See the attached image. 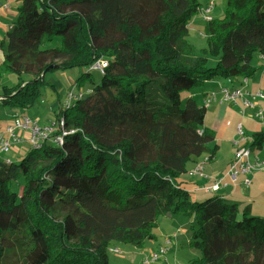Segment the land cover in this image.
Returning <instances> with one entry per match:
<instances>
[{
  "label": "trees",
  "instance_id": "1",
  "mask_svg": "<svg viewBox=\"0 0 264 264\" xmlns=\"http://www.w3.org/2000/svg\"><path fill=\"white\" fill-rule=\"evenodd\" d=\"M226 1L223 19L206 22L199 55L188 40L198 0H19L4 71L32 82L5 87L8 106L34 107L37 84L55 69L105 66L87 92L79 83L70 91L55 137L17 163L0 159V264H110L113 243L155 240L162 215L193 218L201 257L190 264H264V216L212 184L193 202L181 181L194 159L216 154L208 103L191 93L251 78L264 59V0ZM251 146H264V132Z\"/></svg>",
  "mask_w": 264,
  "mask_h": 264
},
{
  "label": "rangeland",
  "instance_id": "2",
  "mask_svg": "<svg viewBox=\"0 0 264 264\" xmlns=\"http://www.w3.org/2000/svg\"><path fill=\"white\" fill-rule=\"evenodd\" d=\"M198 1L200 3V11L192 19L188 40L195 46L197 53L202 55V52L208 49L207 39L204 35L206 22L208 20L223 19L227 9V1ZM212 2H214L215 6L213 10L208 13V6ZM18 7V0H9V2L0 0V139L3 140L5 144H9L10 141L7 140H10V135L12 136V134H14L16 138L13 141L14 144L13 147L10 148L9 153L0 154V159H10L15 163L19 162L30 151L32 146L29 141L32 129L29 128L25 130L28 128V125L22 124L20 120L29 119L38 126L40 124L39 128L43 129L47 135L46 139L41 140V144H43L45 141L52 139V135L49 138L52 132L47 129L55 124L57 115L60 113L61 109L64 108L66 98L75 84H81L78 91L84 93L92 88L93 83L97 84L101 80V73L92 68L75 67L66 70L55 69L46 74V84L35 83L39 88V93L38 98L35 99L37 103L34 107L22 109L21 107L16 108L12 105L8 106V104L4 102V99L10 96L5 98V87L14 88L21 84L22 81H25V83L32 82L31 78L25 74L19 76L4 71L3 62L7 46V44L4 43V38L8 30V22L11 21V17L17 12ZM10 9L12 15L9 14ZM3 12L9 15L4 16ZM11 28L12 25L9 30ZM207 58L210 67L217 66V58L210 55H208ZM88 72H91L90 75H84ZM42 76L44 77L45 75ZM186 94L188 93H183L181 97L183 107H185L187 100ZM59 125L63 128V121H60ZM54 130L57 132L58 127H54ZM56 134L57 133L53 134L54 137ZM57 138L58 136L55 138L56 141L58 140ZM18 150L19 152H17ZM207 159L208 158H206L205 163ZM194 171L196 172L193 173ZM187 174L189 176L192 174L190 177H205L207 176V171H205L203 164H199ZM185 178L186 176H183L181 181ZM217 185H219L221 189L222 179L212 182V186L215 188L213 192L217 193L220 190L216 188ZM207 188L210 191L212 187ZM209 191H206V193L209 194ZM192 201L195 202V199L192 198ZM193 221V218L188 215H178L176 217L175 215L160 216L154 231L156 236L155 240L147 241L143 249H137L127 244L113 243L109 249L110 264H190L192 261L201 257L200 251L193 249L190 245L192 240V228L190 223ZM114 251H118L119 253L116 254ZM15 264H21V262L18 263L15 260Z\"/></svg>",
  "mask_w": 264,
  "mask_h": 264
},
{
  "label": "crops",
  "instance_id": "3",
  "mask_svg": "<svg viewBox=\"0 0 264 264\" xmlns=\"http://www.w3.org/2000/svg\"><path fill=\"white\" fill-rule=\"evenodd\" d=\"M4 1L9 2V0ZM15 17L16 13L8 22V30ZM257 68V73L251 78H239L233 82L216 79L191 93V96L200 104L208 103L204 128L215 136L209 148H216V154L211 162L205 163L207 157L202 156L188 165V171H191L196 165L203 164L207 176L190 177L186 174L182 183L183 187L191 193L192 198L204 200L210 197L204 187L222 179L221 189L216 194H223L225 199L236 202L241 210L248 206L252 214L264 216V146L254 149L251 146L254 134L264 132V59H259ZM226 89L241 91L243 98H240L237 103L224 101ZM54 127L56 123L47 129L52 132L49 138L56 133ZM239 127L243 129V136L238 133ZM242 148L251 150V164H258L260 168L251 174L239 175L234 183L227 174L235 159L236 151ZM247 181L251 182L249 186L246 184Z\"/></svg>",
  "mask_w": 264,
  "mask_h": 264
},
{
  "label": "built area",
  "instance_id": "4",
  "mask_svg": "<svg viewBox=\"0 0 264 264\" xmlns=\"http://www.w3.org/2000/svg\"><path fill=\"white\" fill-rule=\"evenodd\" d=\"M213 7H214V2L211 3V7L208 9V13L211 12ZM104 66H105L104 63L99 62L96 64V66L93 69L94 70H102V68ZM70 94L71 93H69L68 95H70ZM240 98H243V97H242L241 91H239V90H234L231 92L225 91V97H224L225 101H231L233 103H237ZM20 121L22 122V124L28 125V128H26L25 130H27L29 128L32 129V134L30 135V139H29V141L31 142L32 145L38 146L41 143L42 139L47 138V135L45 134L44 130L39 128V126L35 122H33L29 119L20 120ZM238 133L241 134V136H243L242 127H239ZM9 137H10V140L3 138L4 140L10 141L9 144H5L4 141L0 139V152L9 153V150H10L11 146L13 145L12 143H14L13 141L16 139L14 134H12V136L10 135ZM57 139H58L57 140L58 143H60V144L63 143L62 137H58ZM250 156H251V150L250 149L242 148V149H238L236 151L235 159L232 162L230 169L228 171V174H227V176L230 177L234 183L236 182L239 175H248V174H251L252 172H254L257 168H260L258 164L257 165L251 164ZM206 162H208V159ZM196 171H194L193 173H195ZM192 174H190V176ZM250 183H251L250 181H247L246 184L249 186ZM216 188L219 190L220 186L217 185ZM211 189L215 190V188L213 186Z\"/></svg>",
  "mask_w": 264,
  "mask_h": 264
},
{
  "label": "water",
  "instance_id": "5",
  "mask_svg": "<svg viewBox=\"0 0 264 264\" xmlns=\"http://www.w3.org/2000/svg\"><path fill=\"white\" fill-rule=\"evenodd\" d=\"M45 75V74H44Z\"/></svg>",
  "mask_w": 264,
  "mask_h": 264
}]
</instances>
